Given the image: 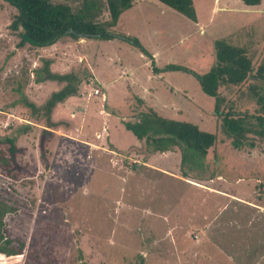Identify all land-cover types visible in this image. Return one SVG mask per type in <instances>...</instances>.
<instances>
[{
  "label": "rangeland",
  "instance_id": "1",
  "mask_svg": "<svg viewBox=\"0 0 264 264\" xmlns=\"http://www.w3.org/2000/svg\"><path fill=\"white\" fill-rule=\"evenodd\" d=\"M50 1L109 36L19 46L9 27L15 10L0 0V150L7 159L0 160V200L9 207L7 232L25 242L22 254H0V264H264V0L242 12L240 0L225 10L222 0H191L187 13L130 0L117 17L106 0ZM216 37L252 60L246 82L218 88L225 114L185 70L147 77L150 64L206 72L215 58L204 66L200 50L211 55ZM147 58L154 60L142 64ZM47 68L77 73L83 87L53 111L62 124L45 140L42 159L43 125L30 120L23 99L39 105L66 83L35 80ZM95 74L106 79L105 99L89 95V86H100ZM149 109L214 133L215 144L205 155L178 145L149 153L126 127ZM6 138H13V156Z\"/></svg>",
  "mask_w": 264,
  "mask_h": 264
},
{
  "label": "trees",
  "instance_id": "2",
  "mask_svg": "<svg viewBox=\"0 0 264 264\" xmlns=\"http://www.w3.org/2000/svg\"><path fill=\"white\" fill-rule=\"evenodd\" d=\"M10 5L15 14L9 27L12 31L17 32L19 36V46L24 43L32 47H43L56 42L64 35H68L74 39L80 35L87 37L109 36L108 33L102 31L97 23L84 22L73 14L71 7L65 3H54L50 0H3ZM168 7L178 11L179 13L191 10V0H158ZM246 4H255L260 0H243ZM108 10L111 16L117 17L130 6V0H106ZM127 42L138 45L143 48L138 41L130 37H122ZM215 52V62L211 68L204 73H197L184 66L171 64L165 68L182 69L193 74L199 83L201 90L207 95L214 98V108L216 112L225 114L220 110V104L224 101L220 95L218 88L222 85H239L246 82L252 70V60L247 51L238 45L228 43L223 39H216L213 42ZM45 63L48 65L49 60ZM45 79H56L57 81H65L66 83L55 91H51L45 101L39 105L27 99L24 96V108L28 111V117L34 124H42L39 135L41 158L45 155V140H50L54 132L52 129L61 122H56L52 118L55 109L61 107L59 105L69 96H77L78 88L82 80L77 73L58 74L47 68ZM232 113L231 111H227ZM260 118V117H259ZM224 120L232 128V122L227 117ZM67 124V121L63 122ZM226 124V126H227ZM31 127L30 121L24 125L23 129ZM126 127L131 130L140 141L144 143V149L148 148V152L157 150L172 149L173 146H181L189 149L198 155H205L215 144V134L206 130H201L197 125L188 121L169 119L160 116L152 110L138 113L136 121H129ZM50 135V136H46ZM44 136V138H43ZM8 144L10 155H14L13 138L5 139ZM1 143V140H0ZM146 149V150H148ZM0 160L7 163L4 152L0 150ZM15 176V175H13ZM9 207L6 202L0 200V254L4 256H15L22 254L25 249V242L19 237H12L7 232L5 213Z\"/></svg>",
  "mask_w": 264,
  "mask_h": 264
},
{
  "label": "crops",
  "instance_id": "3",
  "mask_svg": "<svg viewBox=\"0 0 264 264\" xmlns=\"http://www.w3.org/2000/svg\"><path fill=\"white\" fill-rule=\"evenodd\" d=\"M239 2V0H222V3H221V7H219V9H227L228 7H229V5H230V3H233V2ZM263 0H260L258 3H255V4H246L243 0H240V3H242L243 5H241L240 4V8H239V6H237V10H239L240 12H242L243 10H246V7H248V6H256V5H259V4H261V2H262ZM211 10H213V8L211 9ZM125 11V10H124ZM123 11V12H124ZM122 12V13H123ZM122 13H120V14H122ZM204 28H206V25H204V24H202V23H197V29H204ZM187 35H189V33L187 34ZM88 39V38H87ZM216 39H223V40H225V41H227L228 43H231L230 41H228L227 40V38H224V37H221V38H215L214 39V41L216 40ZM59 40V39H58ZM58 40L56 41V42H58ZM181 40H183V39H181ZM179 41H180V38H179ZM56 42H54V43H56ZM54 43H52V44H54ZM129 43V42H128ZM231 44H233V43H231ZM194 45H197V46H200V43L199 42H194ZM189 46H191V45H189ZM213 49H214V45L211 47V55H209L208 57L207 56H202V52L204 51H202V50H200V53H201V62H203V65L205 66V63H206V61L207 62H211V61H213V58H215L214 56H215V52H213ZM202 51V52H201ZM153 60H154V58H147L146 60H144L143 62H142V64H144L145 65V62L147 61V62H153ZM210 60V61H209ZM215 62V61H214ZM171 64H173V63H169V64H166V66H162V68H160V69H155L154 67H152V65L150 64V67L149 66H147V65H145V66H143L145 69H146V72H147V77L149 78V77H151V76H153V75H158V77H163V74H164V70H167V69H170V68H165V67H167L168 65H171ZM176 64V63H175ZM214 64V63H213ZM212 64V65H213ZM176 65H181V66H184V67H186V68H188V69H190V70H192V71H195L194 69H192L191 67H188V66H186V65H183V64H176ZM211 65V66H212ZM210 66V65H209ZM211 66L210 67H208V65H207V67H206V70L208 71L210 68H211ZM182 70V69H181ZM188 72V71H187ZM196 72V71H195ZM190 73V72H189ZM198 73V72H197ZM95 76H96V82H97V84L98 85H100V86H98L99 88V94L97 93V94H94L93 93V91H92V89H90V92H89V95H94V96H97L98 97V100H99V98H103V99H105V92L102 90V86H101V84L102 83H100V82H103V81H105L106 79H103V80H100V77L97 75V74H95ZM110 82H112V79H109L108 80V83H110ZM103 85H104V83H103ZM83 87V86H82ZM81 87V88H82ZM90 88H92V86H89ZM80 88V89H81ZM96 88V87H95ZM141 91H142V94L143 95H146V93H149L151 90L146 86V85H143L142 86V88H141ZM100 92H101V95H102V97H101V95H100ZM121 92V91H120ZM72 97H76V96H72ZM129 97L130 98H133L134 97V95H129ZM143 97H142V101H143ZM66 101L64 100L63 102H61L59 105H61V106H63L64 105V103H65ZM100 103H101V105L103 106V107H105V102H103V101H101L100 100ZM114 106H116V108H119L120 106H119V103L118 104H114ZM65 108V107H64ZM104 109V108H103ZM109 113H113V112H109ZM108 113V114H109ZM134 115L132 116V117H135V112L133 113ZM138 117V116H137ZM137 117H135V118H137ZM99 121H100V119H98ZM101 123H102V120H101ZM158 151V150H157ZM149 153H152V152H149ZM218 178L219 177H221V176H217ZM230 195H232V194H230ZM237 199H241V197L239 196V195H236L235 196Z\"/></svg>",
  "mask_w": 264,
  "mask_h": 264
},
{
  "label": "built area",
  "instance_id": "4",
  "mask_svg": "<svg viewBox=\"0 0 264 264\" xmlns=\"http://www.w3.org/2000/svg\"><path fill=\"white\" fill-rule=\"evenodd\" d=\"M93 81L90 80V84H92ZM94 94L99 93V89L96 87L91 88Z\"/></svg>",
  "mask_w": 264,
  "mask_h": 264
}]
</instances>
